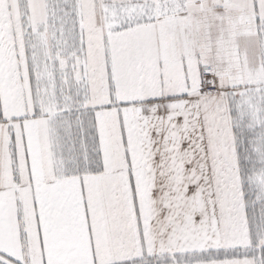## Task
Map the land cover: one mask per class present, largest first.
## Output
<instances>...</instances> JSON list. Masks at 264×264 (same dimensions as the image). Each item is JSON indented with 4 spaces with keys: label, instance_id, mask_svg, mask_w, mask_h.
<instances>
[{
    "label": "snow or ice",
    "instance_id": "snow-or-ice-1",
    "mask_svg": "<svg viewBox=\"0 0 264 264\" xmlns=\"http://www.w3.org/2000/svg\"><path fill=\"white\" fill-rule=\"evenodd\" d=\"M0 264H264V0H0Z\"/></svg>",
    "mask_w": 264,
    "mask_h": 264
}]
</instances>
